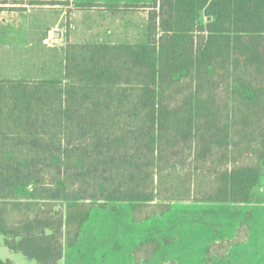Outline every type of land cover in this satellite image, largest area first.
Here are the masks:
<instances>
[{"label": "trees", "instance_id": "16d2710c", "mask_svg": "<svg viewBox=\"0 0 264 264\" xmlns=\"http://www.w3.org/2000/svg\"><path fill=\"white\" fill-rule=\"evenodd\" d=\"M149 7L143 43L67 42L62 79L0 77V234L36 264H57L96 205L145 220L250 202L260 181L264 0Z\"/></svg>", "mask_w": 264, "mask_h": 264}, {"label": "rangeland", "instance_id": "374dc122", "mask_svg": "<svg viewBox=\"0 0 264 264\" xmlns=\"http://www.w3.org/2000/svg\"><path fill=\"white\" fill-rule=\"evenodd\" d=\"M126 1L143 4L136 13H118L114 22L104 21L97 9L102 5L95 3ZM150 2L0 0V77L56 74L62 60L60 40L70 36L84 42L114 36L121 43H143L146 24L141 19ZM205 20L201 16L200 21ZM135 214L123 201L96 205L78 241L65 249L57 264H264V164L250 202L174 201L168 210L145 220ZM4 240L0 234L1 259L36 264L10 250Z\"/></svg>", "mask_w": 264, "mask_h": 264}, {"label": "crops", "instance_id": "0c3cea01", "mask_svg": "<svg viewBox=\"0 0 264 264\" xmlns=\"http://www.w3.org/2000/svg\"><path fill=\"white\" fill-rule=\"evenodd\" d=\"M153 0H151L152 2ZM141 2V1H140ZM140 2H137V1H129V2H95V3H98V4H101L102 6H98L97 9L99 11H102V19L104 21H109L111 22V20L114 22L116 20V16L118 13H136V7L135 5L139 4H143V3H140ZM150 2V3H151ZM121 3H125L123 6H120L119 4ZM146 4V3H145ZM80 5H84L85 7L86 6H89L91 8H93L94 6L91 5L90 3L87 4V3H83L81 2ZM87 8V7H86ZM96 8V7H94ZM147 8V7H145ZM145 13L143 14L144 16H142V19L141 21L146 24L147 22V16H148V8L147 9H144ZM114 36L111 37L110 40L108 41H100L98 43H121V42H117L115 40H113ZM58 39H62V38H58ZM63 41V40H62ZM60 40L61 43H59L61 45V48H60V51H61V54H62V60L60 61V68H58L56 70V74L54 75H47V76H44V77H33L32 79H41V78H60L62 79L63 78V74H64V57H65V45L67 42H72V43H82L84 42L83 40H76V39H73L72 36H70L68 39L66 38V41L62 42ZM97 43V42H95Z\"/></svg>", "mask_w": 264, "mask_h": 264}]
</instances>
